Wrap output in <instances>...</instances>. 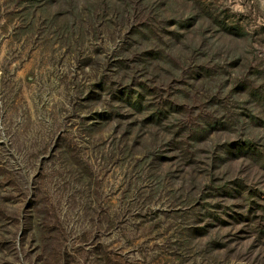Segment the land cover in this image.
<instances>
[{
  "label": "rangeland",
  "instance_id": "rangeland-1",
  "mask_svg": "<svg viewBox=\"0 0 264 264\" xmlns=\"http://www.w3.org/2000/svg\"><path fill=\"white\" fill-rule=\"evenodd\" d=\"M0 264H264V0H0Z\"/></svg>",
  "mask_w": 264,
  "mask_h": 264
}]
</instances>
